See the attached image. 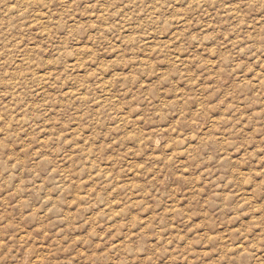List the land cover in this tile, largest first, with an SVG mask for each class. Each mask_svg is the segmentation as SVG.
<instances>
[{"label": "rangeland", "instance_id": "374dc122", "mask_svg": "<svg viewBox=\"0 0 264 264\" xmlns=\"http://www.w3.org/2000/svg\"><path fill=\"white\" fill-rule=\"evenodd\" d=\"M0 264H264V0H0Z\"/></svg>", "mask_w": 264, "mask_h": 264}, {"label": "bare ground", "instance_id": "6f19581e", "mask_svg": "<svg viewBox=\"0 0 264 264\" xmlns=\"http://www.w3.org/2000/svg\"><path fill=\"white\" fill-rule=\"evenodd\" d=\"M181 17V16H180ZM102 18V17H101ZM37 19V18H36ZM100 19V18H99ZM184 19H186V18H184ZM35 21V20H34ZM183 21V20H182ZM42 22V21H41ZM101 25V24H100ZM84 54V53H83ZM47 77V76H46ZM73 94H75V93H73Z\"/></svg>", "mask_w": 264, "mask_h": 264}]
</instances>
